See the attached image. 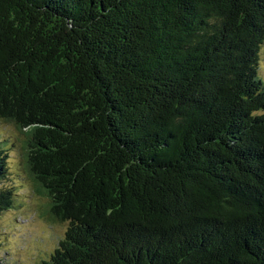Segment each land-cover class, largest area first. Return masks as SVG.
<instances>
[{
  "label": "trees",
  "instance_id": "trees-1",
  "mask_svg": "<svg viewBox=\"0 0 264 264\" xmlns=\"http://www.w3.org/2000/svg\"><path fill=\"white\" fill-rule=\"evenodd\" d=\"M263 43L264 0H0V124L67 224L39 264H264Z\"/></svg>",
  "mask_w": 264,
  "mask_h": 264
},
{
  "label": "rangeland",
  "instance_id": "rangeland-1",
  "mask_svg": "<svg viewBox=\"0 0 264 264\" xmlns=\"http://www.w3.org/2000/svg\"><path fill=\"white\" fill-rule=\"evenodd\" d=\"M264 68V43L260 49ZM13 128L0 124V133L9 139V174L5 184L14 192L13 206L0 214V264H39L49 259L64 237L66 223L52 221L46 211V199L20 171L18 152L13 145Z\"/></svg>",
  "mask_w": 264,
  "mask_h": 264
}]
</instances>
